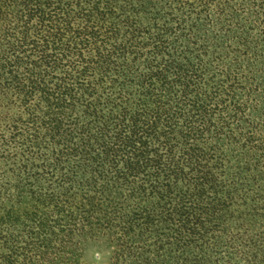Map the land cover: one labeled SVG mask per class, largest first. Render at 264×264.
<instances>
[{
    "label": "trees",
    "instance_id": "16d2710c",
    "mask_svg": "<svg viewBox=\"0 0 264 264\" xmlns=\"http://www.w3.org/2000/svg\"><path fill=\"white\" fill-rule=\"evenodd\" d=\"M0 264H264V0H0Z\"/></svg>",
    "mask_w": 264,
    "mask_h": 264
},
{
    "label": "rangeland",
    "instance_id": "374dc122",
    "mask_svg": "<svg viewBox=\"0 0 264 264\" xmlns=\"http://www.w3.org/2000/svg\"><path fill=\"white\" fill-rule=\"evenodd\" d=\"M109 257H110L109 252H106L105 255H104V259H103V261L107 260ZM94 258H96V257H95V255H94L93 252H90V253H88V254L86 255V260H87L88 262H93V259H94ZM96 259H97V258H96Z\"/></svg>",
    "mask_w": 264,
    "mask_h": 264
}]
</instances>
